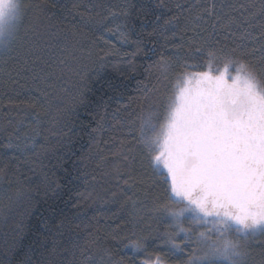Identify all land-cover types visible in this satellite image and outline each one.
<instances>
[{"label": "trees", "instance_id": "16d2710c", "mask_svg": "<svg viewBox=\"0 0 264 264\" xmlns=\"http://www.w3.org/2000/svg\"><path fill=\"white\" fill-rule=\"evenodd\" d=\"M19 2L0 48V264H190L197 233L170 250L166 173L139 127L209 51L264 81V0ZM241 242L264 264V235Z\"/></svg>", "mask_w": 264, "mask_h": 264}, {"label": "snow or ice", "instance_id": "6c2138e0", "mask_svg": "<svg viewBox=\"0 0 264 264\" xmlns=\"http://www.w3.org/2000/svg\"><path fill=\"white\" fill-rule=\"evenodd\" d=\"M21 20L19 0H0V48L10 49ZM208 58L206 71L178 77L162 117L141 123L139 143L166 173L168 203L159 212L173 228L170 250L183 252L188 243L177 239L191 242L196 232L202 255L190 264H243L241 241L264 235V81L230 56Z\"/></svg>", "mask_w": 264, "mask_h": 264}, {"label": "rangeland", "instance_id": "374dc122", "mask_svg": "<svg viewBox=\"0 0 264 264\" xmlns=\"http://www.w3.org/2000/svg\"><path fill=\"white\" fill-rule=\"evenodd\" d=\"M217 68V67H216ZM223 67H220V69H222ZM215 69V68H214ZM207 70V69H206ZM205 70V71H206ZM215 74H217L215 71H213V75H215ZM230 74L231 75H235V71H232V72H230ZM247 240H248V238H247Z\"/></svg>", "mask_w": 264, "mask_h": 264}]
</instances>
